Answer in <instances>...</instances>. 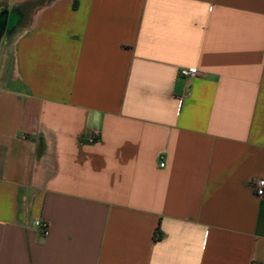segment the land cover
<instances>
[{
    "label": "crops",
    "instance_id": "obj_1",
    "mask_svg": "<svg viewBox=\"0 0 264 264\" xmlns=\"http://www.w3.org/2000/svg\"><path fill=\"white\" fill-rule=\"evenodd\" d=\"M4 6L0 264H264V0Z\"/></svg>",
    "mask_w": 264,
    "mask_h": 264
},
{
    "label": "rangeland",
    "instance_id": "obj_2",
    "mask_svg": "<svg viewBox=\"0 0 264 264\" xmlns=\"http://www.w3.org/2000/svg\"><path fill=\"white\" fill-rule=\"evenodd\" d=\"M30 14L31 11L29 7H23L17 12H14L9 6L0 7V16L14 15L16 18V22H14L10 30L2 32L0 36V78L5 77L4 73H6L5 71L9 67V60L12 59V52L9 49L12 48V44L17 38L18 33L28 25ZM1 158L2 152L0 150V159Z\"/></svg>",
    "mask_w": 264,
    "mask_h": 264
},
{
    "label": "built area",
    "instance_id": "obj_3",
    "mask_svg": "<svg viewBox=\"0 0 264 264\" xmlns=\"http://www.w3.org/2000/svg\"><path fill=\"white\" fill-rule=\"evenodd\" d=\"M179 77L185 81H190L191 79L200 76V72L196 68H181L178 71ZM100 138V130L96 129L92 132L90 137L86 139L89 143H94ZM164 167V164H161ZM252 188L256 197L264 199V176L262 178L256 179L252 182ZM35 227L38 229L42 236H45L48 231V222L42 219L35 221Z\"/></svg>",
    "mask_w": 264,
    "mask_h": 264
},
{
    "label": "flooded vegetation",
    "instance_id": "obj_4",
    "mask_svg": "<svg viewBox=\"0 0 264 264\" xmlns=\"http://www.w3.org/2000/svg\"><path fill=\"white\" fill-rule=\"evenodd\" d=\"M14 15H10V16L2 15V16H0V34L2 32L9 31L10 28L14 25V22H16V18L14 17Z\"/></svg>",
    "mask_w": 264,
    "mask_h": 264
},
{
    "label": "trees",
    "instance_id": "obj_5",
    "mask_svg": "<svg viewBox=\"0 0 264 264\" xmlns=\"http://www.w3.org/2000/svg\"><path fill=\"white\" fill-rule=\"evenodd\" d=\"M161 237H162V234H161V231H160V228L158 227L156 230H155V232H154V238H155V240H160L161 239Z\"/></svg>",
    "mask_w": 264,
    "mask_h": 264
}]
</instances>
